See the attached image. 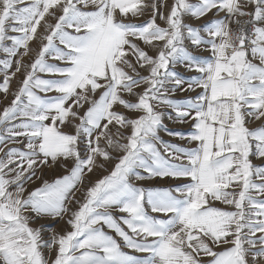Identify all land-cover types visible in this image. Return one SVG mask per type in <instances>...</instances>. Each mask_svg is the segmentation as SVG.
I'll return each instance as SVG.
<instances>
[{
	"label": "snow or ice",
	"instance_id": "6c2138e0",
	"mask_svg": "<svg viewBox=\"0 0 264 264\" xmlns=\"http://www.w3.org/2000/svg\"><path fill=\"white\" fill-rule=\"evenodd\" d=\"M0 264H264V0H0Z\"/></svg>",
	"mask_w": 264,
	"mask_h": 264
},
{
	"label": "crops",
	"instance_id": "0c3cea01",
	"mask_svg": "<svg viewBox=\"0 0 264 264\" xmlns=\"http://www.w3.org/2000/svg\"><path fill=\"white\" fill-rule=\"evenodd\" d=\"M200 54H202V55H207V53L205 52V53H200ZM178 71H180V72H182L185 76H191V75H194L195 73H191V72H185L184 71V69L183 68H178ZM13 87H15V83H13ZM197 91H199V89H197ZM178 95L179 96H189V95H191V96H195L196 95V93L195 92H190V93H182V94H180V93H178ZM165 123H167L168 124V126L170 127V128H172V129H174V130H182V131H187V129H188V125H182V124H175V123H172V122H169V121H165ZM161 136L165 139V140H170V139H172L171 137H169V136H167L165 133H161ZM175 142H177V143H180V144H184L185 143V141H181V140H176ZM37 183H39V182H37ZM147 186V185H146Z\"/></svg>",
	"mask_w": 264,
	"mask_h": 264
}]
</instances>
